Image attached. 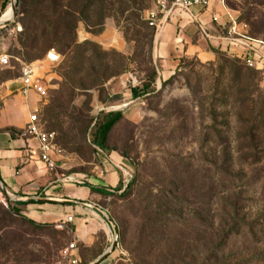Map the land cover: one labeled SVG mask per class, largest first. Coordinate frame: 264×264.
I'll return each instance as SVG.
<instances>
[{
	"label": "rangeland",
	"instance_id": "rangeland-1",
	"mask_svg": "<svg viewBox=\"0 0 264 264\" xmlns=\"http://www.w3.org/2000/svg\"><path fill=\"white\" fill-rule=\"evenodd\" d=\"M43 1L50 10L38 17ZM15 2L16 17L0 25V56L10 58L0 65V96L3 84L19 83L21 64L42 78L47 98L30 92L28 103L39 107L41 131L55 135L53 173L105 188L98 209L117 244L97 264H264V122L252 120L264 112V66L211 46L209 57L187 54L182 43L167 69L159 32L144 21L149 0ZM227 6L264 44V0ZM9 8L10 0L0 19ZM41 29L49 50L33 60L24 41ZM186 38L197 45L202 35ZM153 72L155 94L132 100L130 90L150 84ZM103 111L123 114L106 142L129 167L128 178L119 171L121 191L108 186L112 166L88 140ZM252 125L260 127L249 135ZM6 201L0 191V264H55L73 240L78 264H92L114 241L102 217L84 245L67 220L32 225L26 206L15 216Z\"/></svg>",
	"mask_w": 264,
	"mask_h": 264
},
{
	"label": "crops",
	"instance_id": "crops-1",
	"mask_svg": "<svg viewBox=\"0 0 264 264\" xmlns=\"http://www.w3.org/2000/svg\"><path fill=\"white\" fill-rule=\"evenodd\" d=\"M3 0H0V10ZM218 18V23L212 22V17ZM227 23V17L223 8L213 0L207 10L195 8L189 13H180L162 26L159 31L157 57L171 68V58L177 52L181 44H187L186 53L205 55L209 57L212 49H218L237 59L246 55L244 49L227 43L224 39L210 36L212 29L220 28ZM207 32L208 35L205 33ZM202 35L197 45H192L186 38L187 34ZM180 44V45H179ZM256 50L264 58V47L254 45ZM184 49V47H183ZM255 60H257L255 56ZM20 84H3L0 96V180L7 193L14 198L25 200H37L45 198L53 202H31L25 211L33 222H49L56 219L71 218L70 226L73 235L82 241L84 245L92 242L93 222H99L100 194L92 192L88 187L74 184L73 179L61 182L58 174L48 172L39 161V145L36 140L23 137L30 108L28 97L19 94ZM53 157V155H52ZM111 164V169H106L108 186L117 188L120 181V172L127 174L128 164L119 156L105 157ZM108 164V165H109ZM110 166V167H111ZM118 170V171H117ZM124 177V176H123ZM96 189L105 190L104 187L90 185ZM16 202V201H13ZM77 256V255H76ZM104 264V262L102 263Z\"/></svg>",
	"mask_w": 264,
	"mask_h": 264
},
{
	"label": "built area",
	"instance_id": "built-area-1",
	"mask_svg": "<svg viewBox=\"0 0 264 264\" xmlns=\"http://www.w3.org/2000/svg\"><path fill=\"white\" fill-rule=\"evenodd\" d=\"M213 0H150L151 8L144 13V21L150 28H155L159 32L164 24H166L173 15L180 13H189L191 10L198 8L207 10ZM223 8L227 17V23L222 25V30L225 32L224 41L236 45L244 51L246 55L241 59L245 65L252 67L255 65L264 66V58L256 50L254 45L264 46L261 42L252 39L247 32L244 24L238 23L229 14L227 2L229 0H216ZM213 23H218L216 16L212 17ZM18 31L20 29H17ZM255 56L257 60H255ZM58 56L53 53L48 54L47 60L51 63L58 62ZM10 58L7 56H0V65L8 66ZM20 90L19 94L27 98L32 92L38 96L42 101L47 98V91L42 78L35 75L32 65L21 64V74L19 77ZM39 107L37 106L32 115H29L26 127L22 133L23 137L34 139L37 141L39 148V161L44 165L48 172H54L57 169L56 162L53 160L54 154V133L41 131V118L39 115ZM128 178V174L123 175ZM71 218L66 222L70 223ZM76 243L73 240L61 252L60 258L55 264H78L76 256Z\"/></svg>",
	"mask_w": 264,
	"mask_h": 264
},
{
	"label": "trees",
	"instance_id": "trees-1",
	"mask_svg": "<svg viewBox=\"0 0 264 264\" xmlns=\"http://www.w3.org/2000/svg\"><path fill=\"white\" fill-rule=\"evenodd\" d=\"M60 0H52V4H55L56 2H59ZM150 1V0H149ZM8 0H3L2 6H1V11H4L6 8ZM151 3V2H150ZM59 7H55L54 10H56ZM38 11H37V15L39 17V15H44L45 13L48 12V10H50L49 4H45V1L41 2L38 6ZM60 10V8L58 9ZM59 15L61 16L62 14L59 13ZM61 20V18H60ZM215 24V23H214ZM152 30L156 32L157 29L155 28H151ZM212 32H209L210 36H214V37H219L221 39L225 38V32L223 30H221L220 28H215L212 29ZM45 33V29H41V30H33V31H29L28 34H26V38H25V44H24V48L26 50H28L29 53H32V59L36 60L38 58H42V55L44 53H46L49 48L47 47H42V42H43V34ZM207 35L208 33L205 32ZM239 61H242L241 59H239ZM156 80V73L153 72L151 79H150V84H143L142 88L136 87L130 90L131 96H132V100H137L143 96L146 95H151V94H155L156 90L154 87H151ZM262 104H264V99L261 100ZM263 111V110H262ZM123 114L121 111H115V112H100L98 114V116L96 117L95 121H94V125L92 126V128L90 129L89 133H88V140L89 143L95 148L97 149V151L102 154L103 157H108L109 156V152L107 151L106 148V142H107V137L109 135V133L111 132V130L114 128V126L121 120ZM252 120L259 122L260 124H262L264 122V112H259V114L254 115L252 117ZM253 123V124H254ZM260 127V126H259ZM259 127L256 126H251V130L248 132V134H254L253 131L257 130ZM253 136V135H252ZM122 182L121 180L118 183V190L121 191L122 190ZM84 187H88L92 192L103 195L104 191L102 189H96L93 187H90L89 185H84ZM129 187H125L123 193L127 192ZM10 211L16 216V215H20L21 211L19 210L20 207L22 206H27L29 204H36V203H23V202H10V201H6ZM28 223L34 225V222L31 220H28Z\"/></svg>",
	"mask_w": 264,
	"mask_h": 264
},
{
	"label": "water",
	"instance_id": "water-1",
	"mask_svg": "<svg viewBox=\"0 0 264 264\" xmlns=\"http://www.w3.org/2000/svg\"><path fill=\"white\" fill-rule=\"evenodd\" d=\"M15 4H16L15 0H10V7L12 9V13H13V17L12 18L13 19L16 17ZM1 24H3V23L0 22V25ZM0 191L2 192L3 195L6 196V199L7 200H10V201L23 202V203H31V202H41V203L53 202V201H50V200L45 199V198H40V199H37V200H35V199H33V200H25V199H21V198H14V197L10 196L7 193V191H6L5 187H4V185L2 184L1 180H0ZM98 213L109 224V226L111 227V229H112V231L114 233V241H113L110 249L106 253H104L103 256L100 257V259L98 261H96L95 263H92V264H97L100 261H102L107 255H109L110 253L113 252V250L115 249L116 244H117V231H116L113 223L106 217V215L103 212L98 211Z\"/></svg>",
	"mask_w": 264,
	"mask_h": 264
},
{
	"label": "bare ground",
	"instance_id": "bare-ground-1",
	"mask_svg": "<svg viewBox=\"0 0 264 264\" xmlns=\"http://www.w3.org/2000/svg\"><path fill=\"white\" fill-rule=\"evenodd\" d=\"M11 17H13L12 9L9 8V10L1 17L0 22L6 23L11 20Z\"/></svg>",
	"mask_w": 264,
	"mask_h": 264
}]
</instances>
